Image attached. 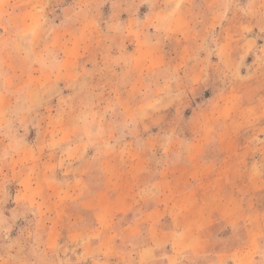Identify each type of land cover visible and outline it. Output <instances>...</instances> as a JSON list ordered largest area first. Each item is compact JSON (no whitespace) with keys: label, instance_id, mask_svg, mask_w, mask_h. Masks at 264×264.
<instances>
[{"label":"rangeland","instance_id":"374dc122","mask_svg":"<svg viewBox=\"0 0 264 264\" xmlns=\"http://www.w3.org/2000/svg\"><path fill=\"white\" fill-rule=\"evenodd\" d=\"M61 107L81 123L151 119L156 131L169 122L207 135L211 182L221 167L222 181L244 183V224L260 234L252 251L221 261L264 264V0H0V264H47L43 248L67 239L46 241L45 213L72 215L84 192L60 185L81 172L99 181L88 158L69 156L76 141L59 137ZM94 132L89 145L100 149ZM28 173L33 212L5 227ZM229 234L223 247L236 244Z\"/></svg>","mask_w":264,"mask_h":264},{"label":"crops","instance_id":"0c3cea01","mask_svg":"<svg viewBox=\"0 0 264 264\" xmlns=\"http://www.w3.org/2000/svg\"><path fill=\"white\" fill-rule=\"evenodd\" d=\"M61 108L59 137L76 141L69 156L88 158L93 164L87 173L97 175L99 181H90L81 172L75 176L77 183L60 185L63 191L82 188L84 192L72 215H64L66 219L52 213L46 218L45 213V220L51 223L45 225L46 241L67 239L59 249L43 248L47 264H223V253L252 251V240L260 234L258 228L244 224V183L222 181L221 167L217 172L220 181L211 182L212 144L207 135L180 132L178 126L169 128L174 127L169 122L164 123L168 128L156 131L151 119L99 125L92 118L88 124L81 123L65 116L67 107ZM94 131L103 134L96 135L100 149L89 145ZM47 134L48 127L44 136ZM3 153L0 149V159ZM19 155L12 154L11 162ZM97 158L99 162L94 164ZM119 158L123 164L117 169L112 161ZM11 176L16 178L13 166ZM31 189L28 173L27 197L11 201L3 226L17 217L30 218L35 205ZM259 195L264 196V190H257ZM261 223L264 227V219ZM225 230L237 240L235 245L223 247ZM30 234L12 235L17 240ZM213 237L217 248L211 246ZM23 250L30 252V247ZM213 254L215 257H210ZM34 262V257H29L26 264Z\"/></svg>","mask_w":264,"mask_h":264}]
</instances>
